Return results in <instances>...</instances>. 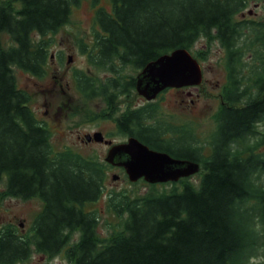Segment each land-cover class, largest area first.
Wrapping results in <instances>:
<instances>
[{"label": "trees", "instance_id": "16d2710c", "mask_svg": "<svg viewBox=\"0 0 264 264\" xmlns=\"http://www.w3.org/2000/svg\"><path fill=\"white\" fill-rule=\"evenodd\" d=\"M108 1L111 12L100 8L95 14L102 34L81 52L92 69L110 77L99 92L93 71L76 74L77 88L86 94L83 103L101 96L110 104L113 92L129 94L134 88L135 77L127 81L122 69L138 72L176 49L196 59L191 51L196 42L213 38L227 54L228 85L210 155L189 151L182 141L186 136L167 134L170 126L165 132L141 124L154 119L152 105L134 113L132 136L153 150L199 163L201 175L195 182L181 179V187L168 193L115 202L113 210L124 214L125 222L101 242L99 218L84 208L101 197L107 165L53 153L50 132L36 119L30 96L17 87L13 73L17 68L36 79L46 76L45 37L68 22L77 0H0V181L5 179L9 196L37 199L43 206L31 237L0 233V264L28 260L33 250L49 257L63 252L72 264H264V20H235L247 0ZM2 34L12 42L6 49ZM250 53L251 64L245 65ZM74 233L79 238L70 245Z\"/></svg>", "mask_w": 264, "mask_h": 264}, {"label": "rangeland", "instance_id": "374dc122", "mask_svg": "<svg viewBox=\"0 0 264 264\" xmlns=\"http://www.w3.org/2000/svg\"><path fill=\"white\" fill-rule=\"evenodd\" d=\"M100 8L111 12L108 0H98L96 4H92V0H77L72 6L68 22L55 34L45 37V40L50 42L48 48L50 58L45 68V77L36 79L17 68L13 69V73L17 87L29 94V107L36 119L50 131L52 152H71L84 159L103 164L108 148L100 144H85L84 136L97 130H102L105 134H114L113 126L101 122L102 119L98 118V110L102 107L98 100L85 101L81 108L78 106V100L70 102L68 98L72 93H77L74 85L76 74L93 71L90 78L95 83L110 77L108 73L106 75L92 69L87 57L81 52L83 46L92 45L96 34H102L95 21L96 11ZM235 20L242 22L264 20V0H247L245 9L235 17ZM11 45L10 37L2 34V48L6 49ZM191 51L202 70L201 85L187 88L185 91H166L158 96L149 107L154 111V119L146 120L145 125H158L164 128L165 132L170 126L172 129L167 130V134L175 139L180 135L186 136L182 139L183 144L191 145L200 155L209 157L212 136L216 130L215 117L222 105V97L228 85L227 54L213 38L198 40ZM252 56L251 53L245 55L243 63L251 64ZM68 58H71V63H68ZM121 71L127 81L138 73L130 68ZM56 80L59 81L57 84ZM59 84H62L65 92H69L70 95H67L62 88L59 89ZM68 84L69 88H67ZM186 93L190 95L187 96ZM138 103L139 100L134 99L133 105ZM258 129L262 128L258 127ZM175 133L178 135H173ZM115 138L117 142L121 140L117 136ZM166 138L170 136L166 135ZM248 154L249 152L246 151L243 155ZM106 168L101 197L97 202L84 208L85 211L94 213L99 218L97 234L101 242H105L125 222L124 214L118 215L114 212L115 202L124 197L135 199L150 194L168 193L181 187V184H177L179 181L175 183L177 185L166 183L156 186L143 181L131 183L122 170L109 166ZM112 175H117L118 179L113 181ZM200 175L201 173H198L189 180L195 182ZM42 207V203L37 199L23 200L9 196L6 192L5 179L0 181V233L7 229L19 237H31L33 222L42 211ZM78 238L77 233L72 234L70 245ZM16 264L72 263L67 260L63 252L49 257L33 250L28 260Z\"/></svg>", "mask_w": 264, "mask_h": 264}, {"label": "water", "instance_id": "95a60500", "mask_svg": "<svg viewBox=\"0 0 264 264\" xmlns=\"http://www.w3.org/2000/svg\"><path fill=\"white\" fill-rule=\"evenodd\" d=\"M71 63V58H68ZM202 82V70L186 49H176L146 64L137 74L135 90L147 102L153 101L166 89L197 87ZM101 142L100 134H93ZM90 140V136L86 137ZM104 162L113 168L123 169L131 183L143 180L149 185L176 183L196 175L200 165L196 162L172 158L170 155L150 149L136 138L111 146ZM118 179L112 175V180Z\"/></svg>", "mask_w": 264, "mask_h": 264}, {"label": "flooded vegetation", "instance_id": "af4514ba", "mask_svg": "<svg viewBox=\"0 0 264 264\" xmlns=\"http://www.w3.org/2000/svg\"><path fill=\"white\" fill-rule=\"evenodd\" d=\"M59 81L56 80L55 83L57 84ZM108 83V78H103L101 80V82H99L97 84L98 90L99 92H101L102 90H106V85ZM74 85L77 88V82L74 83ZM58 88H62V90L65 92V90L62 87V84L58 85ZM67 88H69V84L67 85ZM83 88V87H82ZM81 88V89H82ZM81 89L77 91V93H72L71 96H68V98L70 99V102H73L74 100H78L79 101V105L81 108H83L84 103L83 100L86 97V94L84 92L81 91ZM187 88H181V89H167L166 91H170V90H174L176 92L179 91H185ZM163 92V93H165ZM67 95H70L69 92H65ZM162 93V94H163ZM187 96H189V93H186ZM114 97L112 99V103H108L105 102L103 100V98L100 97H96L95 100H98L101 104V108H99V112L101 113L102 111H104L105 109H110L109 112H107L105 114V117L102 119L101 122L104 123H108L109 125L113 126L114 128V134L109 133V134H105L102 130H97L95 132H92L91 134L85 135L84 136V140L83 142H85V144H100V145H104L105 147H107L108 149L116 144H121V143H125L129 138H136L138 140V138L136 136H132V131H133V127H132V115L134 113L136 114H142L144 113V110L147 108L148 105H150L153 102H149L147 103L142 97L138 96L137 93L135 92V86L134 88L130 91L129 94H119V93H112L111 94V98ZM76 98V99H75ZM134 99H138L140 103L133 105L134 103ZM157 99V98H156ZM110 105L108 107V105ZM98 112V113H99ZM145 122L141 121V124H144ZM145 125V124H144ZM49 131V130H48ZM50 132V131H49ZM137 132H140L143 134V128L139 127L137 128ZM100 134L102 137V141L101 142H96L93 139V134ZM90 136V140H86V137ZM121 138V140H119V142H117L115 139V137ZM165 139L166 136H165ZM184 146H186V144H183ZM189 151L192 152V150H194L191 145L189 146ZM172 151H177V148L171 149ZM167 153V152H164ZM168 155H170L169 153H167ZM171 156V155H170ZM186 159V158H183ZM37 218V216H36ZM35 218V219H36ZM35 221V220H34Z\"/></svg>", "mask_w": 264, "mask_h": 264}]
</instances>
